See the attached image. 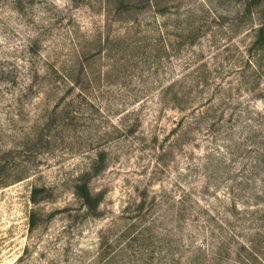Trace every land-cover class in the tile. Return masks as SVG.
<instances>
[{"label":"rangeland","instance_id":"374dc122","mask_svg":"<svg viewBox=\"0 0 264 264\" xmlns=\"http://www.w3.org/2000/svg\"><path fill=\"white\" fill-rule=\"evenodd\" d=\"M263 18L264 0H0V264H237L264 235Z\"/></svg>","mask_w":264,"mask_h":264},{"label":"trees","instance_id":"16d2710c","mask_svg":"<svg viewBox=\"0 0 264 264\" xmlns=\"http://www.w3.org/2000/svg\"><path fill=\"white\" fill-rule=\"evenodd\" d=\"M147 2H148V0H147ZM250 31H251L252 41H251L249 48L247 49L249 52V55L252 57L254 55L261 57L264 55V18H263V20H261L260 22H258L254 26H252L250 28ZM74 192L81 199L82 203L85 204V206L87 208L94 209L96 207V205H98L99 196L97 194L92 195L88 191V189H86L84 181L76 184ZM235 208H236V206H235ZM185 214H186L185 211H183L181 214L182 219L184 218ZM139 234H141V232H139ZM122 235H125V233H122ZM230 236H231V239L234 240L235 242H236V239L239 238V235L236 233L235 230L231 231ZM189 237L190 236H188V238ZM136 238H133L131 240H127L126 244L119 245L118 250L120 252H122V249H124L126 247H130L132 241ZM255 240L258 243H261L264 245V235H262L260 233L256 234V238L249 240L248 244L240 242V250L241 251L237 250L236 254L240 256L239 259H241V260H239V261L237 260L236 261L237 264H264V251L262 252V256H261L258 252V248L256 246ZM188 243H189V245H186V244H184V245L190 246L193 243V240H189Z\"/></svg>","mask_w":264,"mask_h":264}]
</instances>
